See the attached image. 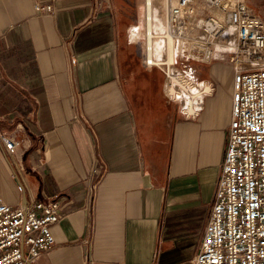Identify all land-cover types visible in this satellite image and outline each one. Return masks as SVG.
I'll use <instances>...</instances> for the list:
<instances>
[{
  "label": "crops",
  "instance_id": "obj_1",
  "mask_svg": "<svg viewBox=\"0 0 264 264\" xmlns=\"http://www.w3.org/2000/svg\"><path fill=\"white\" fill-rule=\"evenodd\" d=\"M35 1H52L53 13L36 15ZM206 64L208 91L193 116L171 113L167 96L150 105L154 134L163 115L170 119L151 151L121 78L109 0H0V117L25 114L14 117V128L31 138L11 156L0 141V195L11 205L59 203L55 244L30 264H193L227 146L234 85L226 56Z\"/></svg>",
  "mask_w": 264,
  "mask_h": 264
},
{
  "label": "built area",
  "instance_id": "obj_2",
  "mask_svg": "<svg viewBox=\"0 0 264 264\" xmlns=\"http://www.w3.org/2000/svg\"><path fill=\"white\" fill-rule=\"evenodd\" d=\"M33 6L38 16L54 11L52 1H35ZM201 6L196 0H174L163 26L145 29L144 46L145 64L165 74L162 93L171 99L172 109L185 117L197 112L206 92L202 85L198 91L189 88L190 82L204 80L208 86L199 66L223 56L233 64L227 146L193 264H264V17L247 0H203ZM155 31L171 40V69L167 56L152 54ZM231 32L235 50L230 54L221 50V56H214L220 49L218 42L227 44ZM240 57L243 65L236 64ZM69 62L76 63L73 55ZM0 141L10 156L19 146L3 131ZM90 188L91 200L94 184ZM58 219L59 203L54 197L11 205L0 195V264H30L52 248L51 226Z\"/></svg>",
  "mask_w": 264,
  "mask_h": 264
},
{
  "label": "rangeland",
  "instance_id": "obj_3",
  "mask_svg": "<svg viewBox=\"0 0 264 264\" xmlns=\"http://www.w3.org/2000/svg\"><path fill=\"white\" fill-rule=\"evenodd\" d=\"M146 0H109L110 7L116 14L117 25L119 29V40H120V66H121V78L125 84L129 85V91L132 94V99L139 107V118L141 124L148 130V147L151 151H154L157 143L165 139L166 133L170 125L169 115H163L162 120L159 122L161 132L154 134L152 130V118L150 105L156 97H166L161 90V80L165 74L156 67L147 66L144 62V46H145V18H144V3ZM203 0H196L199 4L200 9L202 8ZM174 0H168V8ZM248 4L251 5L257 12L263 17L264 15L258 8V5L264 6V0H247ZM155 4L160 6L159 13V25L163 19L166 3L164 0H155ZM168 11V9H167ZM205 11V10H204ZM214 12V10H210ZM162 18V19H161ZM135 27V29H133ZM134 32H138L140 35L136 41L130 42L129 38ZM228 45L226 46L230 52L235 50L236 38L231 32ZM133 41V40H132ZM140 48L138 49V43ZM138 49V50H137ZM220 51V52H219ZM214 53V56H221V49ZM155 56V53H153ZM164 56L162 52L158 57ZM156 56V58H158ZM240 60L244 58L240 57ZM228 64V63H227ZM241 65L243 63L241 62ZM209 64L200 65V77H206L208 73ZM227 66V65H226ZM166 70V69H165ZM133 82V85H130ZM174 111L172 109L171 113ZM170 113V112H169ZM1 115V114H0ZM19 115L25 117V114L17 113L10 114V119L0 117V127L4 129H12L13 133L16 134L14 137L19 141V148L23 144H27V140H31L30 136L21 127L14 128L13 123L14 117ZM1 132V131H0ZM158 141V142H157ZM25 146V145H24Z\"/></svg>",
  "mask_w": 264,
  "mask_h": 264
},
{
  "label": "bare ground",
  "instance_id": "obj_4",
  "mask_svg": "<svg viewBox=\"0 0 264 264\" xmlns=\"http://www.w3.org/2000/svg\"><path fill=\"white\" fill-rule=\"evenodd\" d=\"M164 2L166 3L165 4L166 8L164 11L163 19L161 18L162 19L161 25H159L160 6L155 4V0H146L145 1V3H144L145 29H147V27H153L155 30H158L161 28V26H163L164 21H165L166 16H167L168 0H164ZM147 16H148V20L146 18ZM133 29H135V27H133ZM132 35L137 36L138 32H134ZM153 35H154V38L152 40V44H153L152 54L155 53V56L158 57V55H156V47L160 46V48L162 49V52L164 53V56H167L168 67H169V69H171L172 67L169 66L171 60L173 59V51L171 50V45H170L171 40L166 39L161 33H159V31H155V33ZM229 38H230V36L227 38V42L229 41ZM218 43H219L218 46L220 47L221 50H228V48L226 47L228 45V43L226 44V43H223L221 41H219ZM145 54H146V52H145ZM236 64L241 65L240 59L236 60ZM166 84L168 85L167 79H166ZM197 84L198 83L193 84L192 82H190L189 88L192 87L193 90L198 91L199 88H198ZM204 91H208V86H205ZM202 94L203 93H201V95ZM201 95H200V97H201Z\"/></svg>",
  "mask_w": 264,
  "mask_h": 264
}]
</instances>
